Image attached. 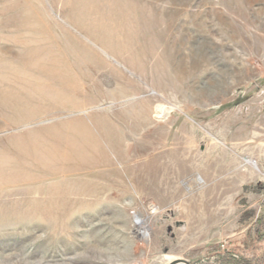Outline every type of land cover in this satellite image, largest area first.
<instances>
[{
    "label": "rangeland",
    "instance_id": "374dc122",
    "mask_svg": "<svg viewBox=\"0 0 264 264\" xmlns=\"http://www.w3.org/2000/svg\"><path fill=\"white\" fill-rule=\"evenodd\" d=\"M260 219L264 0H0V264H264Z\"/></svg>",
    "mask_w": 264,
    "mask_h": 264
},
{
    "label": "trees",
    "instance_id": "16d2710c",
    "mask_svg": "<svg viewBox=\"0 0 264 264\" xmlns=\"http://www.w3.org/2000/svg\"><path fill=\"white\" fill-rule=\"evenodd\" d=\"M262 219V218H261ZM260 219V230L262 232L261 236L264 238V221ZM220 263L228 264V263H235V264H253L250 261H247L243 258H239L237 255H232L228 253L226 255H222L219 259Z\"/></svg>",
    "mask_w": 264,
    "mask_h": 264
},
{
    "label": "water",
    "instance_id": "95a60500",
    "mask_svg": "<svg viewBox=\"0 0 264 264\" xmlns=\"http://www.w3.org/2000/svg\"><path fill=\"white\" fill-rule=\"evenodd\" d=\"M137 222H140V221H137ZM176 260H178V259H176ZM179 260H180V262H184L185 264H190V262L187 261V260H184V259H179ZM175 261H173V262H171L169 264H175ZM218 264H224V263H218ZM228 264H235V263H228Z\"/></svg>",
    "mask_w": 264,
    "mask_h": 264
},
{
    "label": "bare ground",
    "instance_id": "6f19581e",
    "mask_svg": "<svg viewBox=\"0 0 264 264\" xmlns=\"http://www.w3.org/2000/svg\"><path fill=\"white\" fill-rule=\"evenodd\" d=\"M252 164L254 165V163L252 162ZM255 166V165H254ZM136 220L137 221H142L139 217H136ZM141 223H143V221L141 222ZM175 264H185V263H182V262H179V263H175Z\"/></svg>",
    "mask_w": 264,
    "mask_h": 264
}]
</instances>
